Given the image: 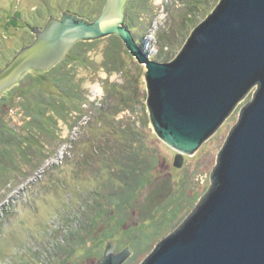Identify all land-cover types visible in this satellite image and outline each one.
Here are the masks:
<instances>
[{
  "label": "rangeland",
  "instance_id": "obj_1",
  "mask_svg": "<svg viewBox=\"0 0 264 264\" xmlns=\"http://www.w3.org/2000/svg\"><path fill=\"white\" fill-rule=\"evenodd\" d=\"M105 1L0 0V70L33 41V29L64 12L94 20ZM219 1L132 0L126 26L139 35L144 25L154 29L152 60L167 63ZM114 38L73 45L53 70L6 95L0 118L22 138L23 151L0 169V264H99L125 249L123 264H140L209 187L217 154L254 89L209 143L175 167L176 152L149 121L145 68ZM39 96L58 113L44 108L43 128L27 129L24 106ZM137 180L143 185L128 192ZM115 194L126 201L110 204Z\"/></svg>",
  "mask_w": 264,
  "mask_h": 264
},
{
  "label": "water",
  "instance_id": "obj_2",
  "mask_svg": "<svg viewBox=\"0 0 264 264\" xmlns=\"http://www.w3.org/2000/svg\"><path fill=\"white\" fill-rule=\"evenodd\" d=\"M132 0H106L97 18L62 13L0 70V97L27 75L56 66L78 42L115 36L145 68L146 109L157 138L190 156L232 117L209 187L192 211L140 264H264V0H220L176 57L152 60L154 29L126 26ZM128 249L106 253L99 264H123Z\"/></svg>",
  "mask_w": 264,
  "mask_h": 264
},
{
  "label": "trees",
  "instance_id": "obj_3",
  "mask_svg": "<svg viewBox=\"0 0 264 264\" xmlns=\"http://www.w3.org/2000/svg\"><path fill=\"white\" fill-rule=\"evenodd\" d=\"M129 8L130 7H128V6L126 7V10H125L126 14H128ZM100 10H102V8ZM10 23L14 25L13 22H10ZM114 40L116 41L117 37L114 38ZM88 43L89 42H78V43H75L74 46H84V45H88ZM105 58H106V61H108V62L113 63L115 61V54L113 53L112 49H109L107 51ZM56 66H54L53 68H51L50 70L45 72V74L48 73L49 71L53 70ZM37 76L39 77L41 75H37ZM28 77L34 78V76L32 74H27L19 82V84L17 86H15L14 88H12L11 90H9L8 92H6L5 94H3L0 97V111H1V106L3 105L4 100L6 99V95L8 93H11L15 88L19 87L20 83L24 82L25 78H28ZM44 108L46 110L52 111L53 113H55V112L58 113L56 111V109L58 110V106L56 109L53 108L51 102L48 99H43V97H40V96L38 97V100H37L35 106L34 105H33V107L24 106V111H25L26 117L28 118V122L25 124L27 126V129H28V126H29V128L32 126L38 128V129L43 128V125L45 124L44 120H45V115H46L45 111H43ZM1 114H0V116H1ZM25 125H23L24 128H26ZM21 141H22V138L19 137V134L15 133L11 128H8L7 126H5V124H3V121L0 118V169H3V165H2L3 161L12 162V154L13 153H15L16 151L18 152V150L20 151L21 149L23 151V147L20 145V143H22ZM19 147L21 149H19ZM142 185H143V181H138V180L134 181L132 186H128V192H130L132 189L135 190V189L141 187ZM128 194H130V193H128ZM121 196H124V195H122V194L113 195L112 198L113 197L114 198L113 199L111 198L110 204L117 206L120 203L125 202L126 201L125 199H123V200L120 199ZM148 198H150V197H147V199ZM120 200H121V202H120ZM152 203H151V199L148 200V202H147V204H149V205L150 204L152 205Z\"/></svg>",
  "mask_w": 264,
  "mask_h": 264
}]
</instances>
